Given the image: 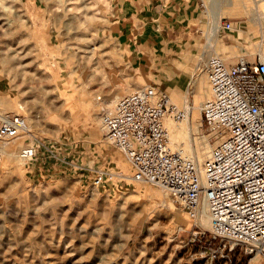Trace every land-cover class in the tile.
I'll return each mask as SVG.
<instances>
[{
    "label": "rangeland",
    "instance_id": "rangeland-1",
    "mask_svg": "<svg viewBox=\"0 0 264 264\" xmlns=\"http://www.w3.org/2000/svg\"><path fill=\"white\" fill-rule=\"evenodd\" d=\"M179 1L0 0V109L27 124L21 137L0 139V264H211L210 221H193L166 191L132 179V165L103 133L115 108L105 105L135 87L154 84L180 108L187 103L173 91L190 105L209 97L205 72L204 89L194 76L206 40L189 15L192 2L184 0L182 12ZM213 3L239 23L222 30L216 52L228 64L255 62L264 54V0L249 9L238 0ZM200 26L205 31L207 20ZM200 114L192 139L186 121H167L175 150L217 146ZM36 139L67 163L45 150L22 159ZM100 171L115 177L96 188ZM234 258L264 264L240 249Z\"/></svg>",
    "mask_w": 264,
    "mask_h": 264
},
{
    "label": "built area",
    "instance_id": "built-area-1",
    "mask_svg": "<svg viewBox=\"0 0 264 264\" xmlns=\"http://www.w3.org/2000/svg\"><path fill=\"white\" fill-rule=\"evenodd\" d=\"M232 26L227 20L218 24L220 30ZM203 72L210 95L202 106V122L219 137L204 179L195 160L173 148L167 127L168 120L184 121L190 109L180 108L155 85L118 100L113 113L103 118L104 138L126 156L134 169L132 179L166 191L195 222L208 216L217 241L207 249L211 264H242L234 260L238 249L264 258V54L255 62L239 58L233 64L211 55ZM26 131L21 114L0 109V139H16ZM42 150L67 163L40 139L21 157L35 160ZM114 177L100 171L93 185L100 188Z\"/></svg>",
    "mask_w": 264,
    "mask_h": 264
},
{
    "label": "bare ground",
    "instance_id": "bare-ground-1",
    "mask_svg": "<svg viewBox=\"0 0 264 264\" xmlns=\"http://www.w3.org/2000/svg\"><path fill=\"white\" fill-rule=\"evenodd\" d=\"M238 1H242L245 3V5L247 6V8L249 9L250 7V1L251 0H238ZM234 3V2H232ZM240 9V8H239ZM239 9H236L235 10H239ZM214 10V9H213ZM220 12V11H219ZM217 12V15L220 17V18H226V16L223 15V13H219ZM236 12V11H235ZM257 14L258 15H261L262 14V11H259L258 9L256 10ZM238 13V12H237ZM255 19V16L253 17V20ZM251 20V19H250ZM220 21V20H219ZM217 22V21H216ZM219 24V23H218ZM238 24V23H236ZM219 29V28H218ZM10 56V55H9ZM9 56H7V58H10ZM9 63L10 65H15L14 64V61L13 60H9ZM200 72L199 74H196L194 73V76L196 75V82H199L197 87L199 88V90H201L202 88L204 89V84H205V81H204V78L200 75L202 74V71H201V67H199L198 69ZM131 87H134V86H131ZM139 88H133V91L129 92L130 93H133L135 91H137ZM201 92V91H200ZM173 94L175 97L178 96V100L179 102H181L182 104L183 103H187L185 104V107H188L190 109V111L188 112V116L186 119H184V121H186L187 125H186V129L188 130V137H190L191 139L193 138V134H192V130L194 127H197L198 126V121L200 119V116H201V112H202V106L200 105V103H196V98H195V101L193 102V105L189 104L188 101L186 102V100L182 97H180L179 93H177L176 91H173ZM189 94V93H188ZM187 94V95H188ZM200 94V93H199ZM189 96V95H188ZM186 97V96H185ZM83 102L85 103V105H87L89 102H90V94L87 93V95H84L83 98H82ZM99 99V97H98ZM183 99V100H182ZM119 98L116 96L115 98H112V101L108 104H106V109L107 110H113L112 106L115 104H117ZM117 101V102H116ZM110 111V112H111ZM3 112V110H2ZM113 113V111L111 112ZM109 113V114H111ZM184 121H181L179 123H182ZM168 127V126H167ZM15 145H8V144H5L4 145V149L8 152V153H12L15 149L14 147ZM186 153L189 155V153H193L195 155V159L197 160V165H198V170H199V173L202 177V179L205 178V175H206V171L208 169V166H209V161L211 159V153H212V150H211V146L209 145H206L204 148H201L200 150H196V147H191V148H188L186 151H182V154L183 155H186ZM200 221L202 222L203 225H205L206 223H208L209 221V218L207 215H203V217L200 219ZM209 224V223H208ZM256 257V256H255ZM257 258V257H256Z\"/></svg>",
    "mask_w": 264,
    "mask_h": 264
},
{
    "label": "crops",
    "instance_id": "crops-1",
    "mask_svg": "<svg viewBox=\"0 0 264 264\" xmlns=\"http://www.w3.org/2000/svg\"><path fill=\"white\" fill-rule=\"evenodd\" d=\"M188 1H191L192 5H193L192 11L189 13V15L193 19L199 20V24H196V34L201 33L202 36L206 40V43L204 44L203 49L200 52L199 60L196 63V68L201 67V71L203 73L202 66L204 67L208 58L211 55L218 54L216 52V40H217V37L220 36V34L222 32V30L218 29V23H220L221 20H227L229 22H232L233 24H236L237 22L230 21L229 18H227V17L226 18H220L217 15V12H219V11L221 12V9L216 8L215 4L213 3L214 0H188ZM179 2H180L179 10L182 9L184 11V8L182 5V3L184 4V0H180ZM262 18L263 17L260 15L257 17L259 23H260L259 20H261ZM201 19L207 20V29L205 31L200 26ZM238 24H236V25H238ZM262 26H263V24L261 25V23H260V27H262ZM198 39H199L198 36H196V52H197V47H198L197 46ZM218 55H220V54H218ZM150 85H154V84H150Z\"/></svg>",
    "mask_w": 264,
    "mask_h": 264
}]
</instances>
